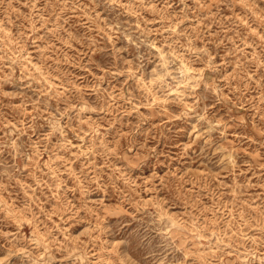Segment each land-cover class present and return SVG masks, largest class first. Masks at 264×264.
<instances>
[{"label": "rangeland", "instance_id": "1", "mask_svg": "<svg viewBox=\"0 0 264 264\" xmlns=\"http://www.w3.org/2000/svg\"><path fill=\"white\" fill-rule=\"evenodd\" d=\"M0 264H264V0H0Z\"/></svg>", "mask_w": 264, "mask_h": 264}]
</instances>
